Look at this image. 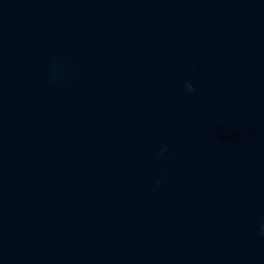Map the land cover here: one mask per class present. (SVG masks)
Instances as JSON below:
<instances>
[{
	"label": "water",
	"instance_id": "1",
	"mask_svg": "<svg viewBox=\"0 0 264 264\" xmlns=\"http://www.w3.org/2000/svg\"><path fill=\"white\" fill-rule=\"evenodd\" d=\"M264 180L261 192V199L255 229L252 264H264Z\"/></svg>",
	"mask_w": 264,
	"mask_h": 264
},
{
	"label": "clouds",
	"instance_id": "2",
	"mask_svg": "<svg viewBox=\"0 0 264 264\" xmlns=\"http://www.w3.org/2000/svg\"><path fill=\"white\" fill-rule=\"evenodd\" d=\"M187 88L189 91H195V86L192 83L187 84ZM167 149L162 150L161 155L163 156ZM262 234H264V230H262Z\"/></svg>",
	"mask_w": 264,
	"mask_h": 264
}]
</instances>
